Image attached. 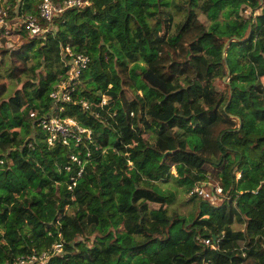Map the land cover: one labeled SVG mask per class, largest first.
Segmentation results:
<instances>
[{"label": "trees", "instance_id": "16d2710c", "mask_svg": "<svg viewBox=\"0 0 264 264\" xmlns=\"http://www.w3.org/2000/svg\"><path fill=\"white\" fill-rule=\"evenodd\" d=\"M87 1L0 28V264H264V0ZM66 48L90 59L63 114L93 132L80 165L39 127Z\"/></svg>", "mask_w": 264, "mask_h": 264}, {"label": "built area", "instance_id": "2783aa9c", "mask_svg": "<svg viewBox=\"0 0 264 264\" xmlns=\"http://www.w3.org/2000/svg\"><path fill=\"white\" fill-rule=\"evenodd\" d=\"M89 6L91 4L87 0H64L60 4H54L51 0H41L38 5V15L25 14L22 18V24L30 35H42L48 31V26L55 17L63 14L67 10L83 9ZM8 10L7 0H0V28L3 27L6 32L10 29ZM66 53L70 57V61L67 63L69 68L67 71V81L51 93L52 108L48 114L41 118L39 127L47 132L48 144L50 146L56 142H61L64 146L68 147L67 150L73 162L80 165V159L73 153L72 142L75 147H84L87 149V144L93 142V132L90 129L82 127L75 120L64 117L63 114L65 112V105L73 102L76 81L88 69L90 59L83 55L73 54L69 48H66ZM103 103L105 104L106 100ZM83 107L89 109V106L85 103H83ZM31 117L34 118L35 115L31 114ZM89 152L88 150V156H90ZM66 170L69 171L70 168ZM206 190L204 186H199L192 194H198L199 197L206 198L210 201L214 197L222 195V189L219 187L213 188L211 194L207 193ZM203 243L211 247L212 250L217 249V246L212 245L210 240H203ZM61 252L62 246L56 245L51 250V253L43 254L39 258L32 256L28 259H22L19 264H33L35 262L44 264L50 256L59 255Z\"/></svg>", "mask_w": 264, "mask_h": 264}, {"label": "rangeland", "instance_id": "374dc122", "mask_svg": "<svg viewBox=\"0 0 264 264\" xmlns=\"http://www.w3.org/2000/svg\"><path fill=\"white\" fill-rule=\"evenodd\" d=\"M9 22H15V26H17L18 27V25L19 24H22V20H20V19H16V20H9ZM6 84V82L5 81H1L0 80V84ZM147 137V136H146ZM207 190H206V192L207 193H209V194H211V192H212V188L211 187H207L206 188ZM178 192V191H177ZM180 192V191H179ZM177 197H178V203L176 204V206L177 207H179L180 208V213H183V212H185V210L187 209V208H189V203H188V196L187 197H185L183 194H180V193H178V195H177ZM180 199H183V202L186 204L185 206H182L181 204H180V202H179V200ZM212 202H221V199L218 197V196H216V197H214V199L213 200H211ZM192 204V203H191Z\"/></svg>", "mask_w": 264, "mask_h": 264}]
</instances>
